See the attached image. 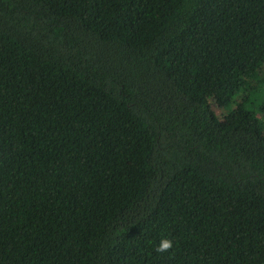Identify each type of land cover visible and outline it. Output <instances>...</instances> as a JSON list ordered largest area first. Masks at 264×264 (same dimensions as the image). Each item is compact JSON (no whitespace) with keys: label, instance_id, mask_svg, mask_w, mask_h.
<instances>
[{"label":"trees","instance_id":"obj_1","mask_svg":"<svg viewBox=\"0 0 264 264\" xmlns=\"http://www.w3.org/2000/svg\"><path fill=\"white\" fill-rule=\"evenodd\" d=\"M0 264H264V0H0Z\"/></svg>","mask_w":264,"mask_h":264},{"label":"clouds","instance_id":"obj_2","mask_svg":"<svg viewBox=\"0 0 264 264\" xmlns=\"http://www.w3.org/2000/svg\"><path fill=\"white\" fill-rule=\"evenodd\" d=\"M170 247H171V241L163 240V241H161L158 250L159 251H164V250H167Z\"/></svg>","mask_w":264,"mask_h":264},{"label":"rangeland","instance_id":"obj_3","mask_svg":"<svg viewBox=\"0 0 264 264\" xmlns=\"http://www.w3.org/2000/svg\"><path fill=\"white\" fill-rule=\"evenodd\" d=\"M232 107H234V105ZM213 109H214V111L216 112L217 116L220 119H223L224 118V116H225L226 113H225V111L223 109H220L217 106H213Z\"/></svg>","mask_w":264,"mask_h":264}]
</instances>
